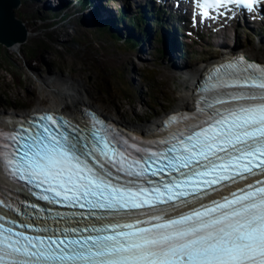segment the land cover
I'll list each match as a JSON object with an SVG mask.
<instances>
[{"label":"snow or ice","instance_id":"obj_1","mask_svg":"<svg viewBox=\"0 0 264 264\" xmlns=\"http://www.w3.org/2000/svg\"><path fill=\"white\" fill-rule=\"evenodd\" d=\"M202 92L147 145L94 114L0 122V174L51 206L0 194V264H264V66L221 64Z\"/></svg>","mask_w":264,"mask_h":264},{"label":"rangeland","instance_id":"obj_2","mask_svg":"<svg viewBox=\"0 0 264 264\" xmlns=\"http://www.w3.org/2000/svg\"><path fill=\"white\" fill-rule=\"evenodd\" d=\"M69 1L71 5L76 0ZM82 4L76 6V13L90 6V3ZM52 14L55 19L59 15L52 9L39 8L35 0H21L20 8L15 11L16 18L30 32V38L18 49L0 45V113L26 115L35 110H49L54 100L50 86L60 88L63 81L79 84L83 94L93 102L90 109L137 128L147 127L175 111L187 80L151 51L158 44L150 42L149 46L147 41L144 48L141 49V44L133 49L121 35L111 39L107 31L99 33L101 29L95 20L90 18L86 22V17L81 16L85 12H79L78 20L67 21L63 27L60 20L54 19L53 23L49 20ZM113 25L118 33L123 31L117 24ZM122 26L130 29L129 25ZM151 27L160 28L154 23ZM261 30L241 27L236 33L231 31L224 45H232L234 40L242 50L257 48L260 59L264 60V29ZM193 37L182 40L181 36L180 60L195 74L198 67L217 60L221 51L216 45L220 38L208 41L213 44L210 45Z\"/></svg>","mask_w":264,"mask_h":264},{"label":"bare ground","instance_id":"obj_3","mask_svg":"<svg viewBox=\"0 0 264 264\" xmlns=\"http://www.w3.org/2000/svg\"><path fill=\"white\" fill-rule=\"evenodd\" d=\"M60 1L61 0H51L49 3L48 0H45V2H38L35 0L39 8L52 9L53 11L59 13V15L56 16V19L60 20L59 25L61 27L65 26V22L67 21L68 23H70L75 19L78 20L79 12H85V14H81V16L86 17V22H88L91 18V20L93 19L97 22L96 24L99 27H103L105 23H108L112 25L111 29L115 31L116 29L113 23L117 24V27L123 29V31H120L118 34L124 37L126 40L130 41V48L137 49L142 44V49L144 48V44L147 41L149 43V46L151 45L150 42H153V40L159 41V43H157L158 46H155L153 49H151V51H154L155 54L157 53L160 56V58L165 59V61H168V65H171L174 70L185 69V67H187V65L181 63L182 61L180 60L182 53L180 42L181 38L174 31L176 25L178 24L177 20L173 19L171 15L169 16L168 14H165L166 19H164L163 17V22L160 25L161 28H155V30H152V21L151 17L149 16V13L155 12L154 6H156L157 9H159L160 6L153 5L151 0H141V2L139 0H109V2L108 0H76L71 1V5L69 0H62V2ZM81 1L83 2V6L86 5L85 2L88 4L90 3V6L89 8L85 7V10L83 11L79 9L78 13H76V9H78L76 8V6H80ZM59 2L60 4H58ZM61 4H63V8L61 7ZM56 5L57 7H55ZM67 14L68 16H66ZM131 17L139 18L141 24L139 26L140 28L136 26L133 27V25L129 21ZM54 19L55 17L53 15L49 18L52 23ZM144 19L147 21H145ZM123 24L125 26L129 25L130 29H127L126 27L122 26ZM142 25L143 27H141ZM61 27H59V29H61ZM229 34L230 32L227 31L226 38L229 36ZM28 38H30L29 31ZM232 42V45H228L227 47L223 48L221 47V49H223L222 53L227 54L234 53L236 51H242L253 58L262 57L257 48L242 50L243 48L239 46L240 44H238L237 41L233 40ZM154 52H150V54ZM144 53H146L145 50ZM175 58L177 60L174 61ZM178 62L181 64H179ZM206 66L207 64L198 67L196 74L190 79H188L187 82L183 83V92L182 95H180L178 102L175 106V111L181 112L189 111L192 109L194 105V88L196 87L197 79L199 78L200 74L202 73V70H204ZM188 75H190L189 72ZM63 82L64 83L61 84L60 88H53L54 85L50 86V95L53 97L54 100L49 110L64 114L76 121H81L84 116V108H91L93 102L89 97L83 94V91L80 90L81 87H79V84L70 83V81ZM35 112L39 111H33V113ZM4 116L13 118L19 115L17 113H10L9 115L6 113H0V120ZM109 120L119 125L124 124L123 126H125L126 128H130L133 132L146 135L153 134L154 132L158 131L162 123V119H160L158 120V122H153L147 127L137 128L134 126H130V124L128 123H119L111 119ZM4 184V180L0 174V187H3Z\"/></svg>","mask_w":264,"mask_h":264},{"label":"water","instance_id":"obj_4","mask_svg":"<svg viewBox=\"0 0 264 264\" xmlns=\"http://www.w3.org/2000/svg\"><path fill=\"white\" fill-rule=\"evenodd\" d=\"M20 6L21 0H0V45L6 49L18 48L28 40L27 28L15 16V11ZM88 110L94 111L90 108H84L83 112H87ZM119 126L125 130H131L123 125Z\"/></svg>","mask_w":264,"mask_h":264},{"label":"trees","instance_id":"obj_5","mask_svg":"<svg viewBox=\"0 0 264 264\" xmlns=\"http://www.w3.org/2000/svg\"><path fill=\"white\" fill-rule=\"evenodd\" d=\"M80 3L82 4V2H80ZM82 6H83V4H82ZM129 21L133 25V27L136 26V27L140 28L139 27L140 26V20H139V18H137V17H135V18L134 17H131L129 19ZM145 21H147V20H145ZM103 26H104L105 29L103 27H102L103 29L100 27L101 30H99V33L103 34L102 30H105V31H107V33L109 34V36H110L111 39H115L116 37L120 36L117 31H114V30L111 29V26H112L111 24L105 23Z\"/></svg>","mask_w":264,"mask_h":264}]
</instances>
